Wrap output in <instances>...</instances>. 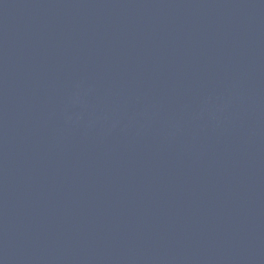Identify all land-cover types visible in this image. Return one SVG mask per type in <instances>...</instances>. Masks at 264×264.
<instances>
[{"label": "water", "instance_id": "water-1", "mask_svg": "<svg viewBox=\"0 0 264 264\" xmlns=\"http://www.w3.org/2000/svg\"><path fill=\"white\" fill-rule=\"evenodd\" d=\"M0 264H264V0H0Z\"/></svg>", "mask_w": 264, "mask_h": 264}]
</instances>
